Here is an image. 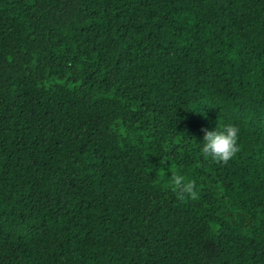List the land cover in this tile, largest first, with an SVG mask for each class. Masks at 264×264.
<instances>
[{"label":"trees","instance_id":"trees-1","mask_svg":"<svg viewBox=\"0 0 264 264\" xmlns=\"http://www.w3.org/2000/svg\"><path fill=\"white\" fill-rule=\"evenodd\" d=\"M0 264H264V0H0Z\"/></svg>","mask_w":264,"mask_h":264},{"label":"clouds","instance_id":"clouds-1","mask_svg":"<svg viewBox=\"0 0 264 264\" xmlns=\"http://www.w3.org/2000/svg\"><path fill=\"white\" fill-rule=\"evenodd\" d=\"M204 136L200 146V152L204 158H211L213 161L227 163L239 152L237 143L240 129L233 124L224 125L222 128H215L214 131L203 129ZM171 184L177 197L181 200L185 196L191 199L197 198L195 181L186 178L184 175L173 171Z\"/></svg>","mask_w":264,"mask_h":264}]
</instances>
